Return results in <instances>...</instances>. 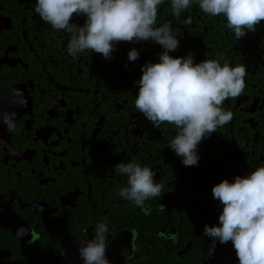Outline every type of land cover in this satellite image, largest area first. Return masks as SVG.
Here are the masks:
<instances>
[{"label": "flooded vegetation", "instance_id": "flooded-vegetation-1", "mask_svg": "<svg viewBox=\"0 0 264 264\" xmlns=\"http://www.w3.org/2000/svg\"><path fill=\"white\" fill-rule=\"evenodd\" d=\"M36 5L0 0V264H84L78 249L100 223L110 264H239L231 241L217 240L209 255L204 230L220 226L213 187L264 166V22L237 40L226 17L198 4L179 18L171 0L159 6L156 26L171 23L180 41L173 58L247 67L243 93L223 104L232 120L202 140L198 165L186 167L168 146L176 128L158 129L135 108L141 69L164 49L120 42L110 60L90 50L73 57L71 34L45 23ZM3 113L16 114L14 130ZM121 162L149 167L161 195L143 208L120 197L128 177L113 168Z\"/></svg>", "mask_w": 264, "mask_h": 264}, {"label": "clouds", "instance_id": "clouds-1", "mask_svg": "<svg viewBox=\"0 0 264 264\" xmlns=\"http://www.w3.org/2000/svg\"><path fill=\"white\" fill-rule=\"evenodd\" d=\"M164 2L37 0L35 12L54 30L71 34L67 51L73 57L90 50L110 60L115 44L120 42L151 40L159 44L164 49L159 63H147L141 69L135 108L158 129L163 124L174 126L177 131L168 146L182 157L184 166H197L198 145L232 120V112L225 111L223 104L243 93L247 67L208 59L194 63L192 53L180 58L169 55L178 49L180 41L173 34L171 23L156 26L159 6ZM193 4L209 16L226 17V27L237 40L255 32L256 26L264 22V0H171L170 6L179 18ZM81 15L87 17L83 26L71 22L74 16ZM138 58L136 49L129 52L131 61ZM15 115L2 114L3 123L10 130L15 129ZM113 170L128 177V186L119 192L123 199L143 208L146 200L161 195L163 184L155 182L149 167L121 162ZM212 193L223 210L220 226H205L204 235L212 239L209 255L217 240L221 244L231 241L239 264H264V166L247 176H236L234 182L223 180L213 187ZM107 232L106 224H98L95 238L78 249L84 264H110L106 258Z\"/></svg>", "mask_w": 264, "mask_h": 264}]
</instances>
